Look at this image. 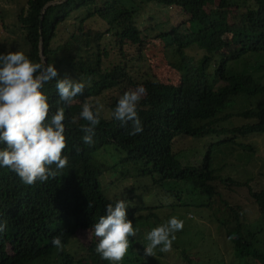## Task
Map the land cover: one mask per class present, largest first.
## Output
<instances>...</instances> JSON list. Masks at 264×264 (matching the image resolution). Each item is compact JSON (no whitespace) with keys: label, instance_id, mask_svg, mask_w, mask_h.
Here are the masks:
<instances>
[{"label":"trees","instance_id":"trees-1","mask_svg":"<svg viewBox=\"0 0 264 264\" xmlns=\"http://www.w3.org/2000/svg\"><path fill=\"white\" fill-rule=\"evenodd\" d=\"M51 1L27 0L18 15L28 44L25 54L44 64L42 38L46 62L57 67L60 77L70 76L74 70L78 81L90 85L65 109L63 153L67 164L63 169L44 182L25 185L13 171L0 168V222L5 225L0 231V264H109L95 251V238L81 243V254L69 246L75 231H91V225L112 202L102 190L101 178L107 174L115 179L111 186L119 182L128 188L127 200L140 199L141 203L150 196L160 201L159 196L166 192L175 201L172 208L182 203L195 205L183 201L182 194L198 191L204 201L195 206L210 210L233 252L221 246L223 238L216 239L200 229L194 231L195 225L190 223L185 234L196 235L195 243L187 242L194 249L172 241L169 251L161 252L157 246L150 255L144 252L146 245L138 235L130 236L121 264H154L156 249L165 257L162 264H234L227 261L228 255L237 264H264V189L249 186L256 203L252 214L240 204H231L218 184H243L222 176L214 159L215 151L240 137H264V105L229 112L241 106L242 99L252 102L264 94V79L256 76L258 66L264 72V0H64L49 4ZM145 2L177 11L178 19L171 30L158 35L169 64L178 73L176 82L158 78L149 66L144 72L135 71L131 64L141 63L148 49V34L144 36L139 21ZM93 18L103 20L106 30L87 27L85 22ZM109 35L113 41L105 42ZM111 45L118 50H112ZM194 46L199 55L190 53ZM135 68L141 69L138 65ZM138 85L144 89L137 105L143 131L129 135L130 125L122 126L112 118V110L125 91ZM43 91L49 97L50 112H54L58 100L55 79L45 83ZM103 94L109 97L110 116L100 112L94 142L85 145L80 130L86 123L79 117L81 106L85 102L94 105L93 99ZM234 115L247 121L219 127ZM209 134L218 140L206 147L202 162L183 163L179 155L187 149L179 144L187 137ZM105 147L114 150L112 155L118 154L116 164H106L96 156ZM124 163L145 165V176L156 174L152 176L153 186L128 187V172H114L115 166ZM155 209L143 205L140 214L131 209L126 215L133 225L142 220L147 224L156 216ZM145 210L149 211L146 215ZM54 236L61 238L62 248L52 245ZM199 246H207V254L202 255Z\"/></svg>","mask_w":264,"mask_h":264},{"label":"clouds","instance_id":"clouds-1","mask_svg":"<svg viewBox=\"0 0 264 264\" xmlns=\"http://www.w3.org/2000/svg\"><path fill=\"white\" fill-rule=\"evenodd\" d=\"M53 79L58 100L55 111L50 112L43 85ZM83 90L84 84L77 79L68 75L60 77L54 64L35 62L18 49L0 52V168L13 171L25 185L44 182L63 169L67 164V155L63 153L65 109ZM143 92L139 85L125 91L112 110V118L122 126L130 125L129 135L143 131L137 112ZM79 117L86 122L80 125L81 139L85 145H91L100 110L85 102ZM128 206L123 199L108 203L104 214L91 225V235L97 238L95 251L109 264H121L129 237L136 233L126 215ZM4 227L0 222V231ZM182 227L183 221L171 216L165 223L151 228L145 235L148 243L144 252L151 255L157 246L161 252L169 251L175 233ZM51 243L57 249L62 248L59 236L52 237Z\"/></svg>","mask_w":264,"mask_h":264},{"label":"rangeland","instance_id":"rangeland-1","mask_svg":"<svg viewBox=\"0 0 264 264\" xmlns=\"http://www.w3.org/2000/svg\"><path fill=\"white\" fill-rule=\"evenodd\" d=\"M26 6L27 0H0V52L17 49L23 51L24 53L28 51L25 32L18 19L19 13ZM140 13H142L141 17L139 18L141 23L140 28L143 30L145 37L148 34L147 42H149V44H147L148 49L144 50V59L141 61V63H131L134 66V70H140L144 72V68H146L145 66H149L152 68L151 73H155L158 78H161L165 81L172 80L176 82L178 80V73L169 64V59L163 46L164 43L158 36L163 31L171 30L173 23L178 19L176 9L166 6L154 5L151 2H145L142 8H140ZM85 24L94 31L102 32L106 30L105 22L99 18L89 19L85 22ZM110 40L113 41L109 35L104 41L107 42ZM110 48H112V50L115 52L118 50L115 45H111ZM153 53L156 55L153 56ZM190 53L199 55L196 46L190 49ZM136 65L140 66L141 69H136ZM256 73V76L259 79H264V72H260V66L256 68ZM70 77L78 80L74 70L70 72ZM83 84L84 89L90 85L88 81H84ZM93 103L99 108L102 114L106 115L107 117L110 116V110L108 108V95L106 96V94H103L98 98H94ZM241 103V106L238 105L234 109L229 110V112H237L239 109H246L248 106L258 107L264 105V94L260 95L256 99H253L252 102L244 101L242 99ZM246 121L247 119L234 115L231 117V119L220 123L219 127H233L236 125H241ZM217 140L218 138L212 134H209L205 137H187L185 138V141L179 144V146L187 149L184 150L179 155V157L185 164L201 163L206 147L211 142H215ZM108 148L110 147L103 148L100 152L96 153V156L102 161L105 160L104 162L106 164L110 163L111 165H114L117 163L116 155L118 156V154L112 155L114 150H105ZM112 156H114V158H112ZM214 159L215 166L220 167V173L222 176L234 178L236 181L243 184V186L229 185L230 187H225L219 183V190L231 204H240L247 210L249 214H252L254 208H256V203L251 198L249 186H251L254 190L264 189V137L258 136L256 134L240 137L236 143L232 142L227 144L220 151H215ZM112 160L115 161L110 162ZM115 168L116 171L114 172L116 174L128 172L126 175L127 179L125 181L128 187L134 186L145 189L153 186L152 176L156 174H147V176H145L144 171L147 169V167L143 164L136 165L135 163H124L117 167L115 166ZM114 180L115 179L108 174L105 176L104 180L101 178L102 190L112 202L117 199L125 200V202L129 204L128 208L126 209V213H128L131 209H135L137 214H140V212L143 211V205H149L151 207L155 206L156 208L155 211L157 214L155 217L158 215L157 218L154 217L150 220H147V224H145V221L142 220L133 225L134 228L138 225L135 228V235H138L141 242L143 241L145 245L148 243L145 239V235L147 231L150 230L149 226L153 228L157 225L165 223L169 217L176 216L183 221V227L175 233V239L172 240V243H175V245L180 244L183 246L186 245L185 247H190L187 246V242L190 244L196 242V235L193 236L192 234H185L187 233V230H189L187 226L192 223L195 225L193 227L194 231L200 229L205 231L207 234L211 233V236L216 237V239L220 238V240H222L223 238V241L221 242L223 244H221V246H223L225 250L228 249L229 238L226 237V233L223 230H219L218 223L213 220L212 215L210 216V210L207 207L200 205L202 208V217L200 216V207L197 208L195 205L200 203L202 204L204 201V196H202L198 191L192 190L191 194H182L183 201L195 205H187L182 203L180 206H175V208H172L175 201L171 195L167 194L166 192L161 193L159 196L160 201L155 199L154 196L145 198L146 200L142 203L140 199H135L134 201L127 200L125 190L128 188L122 187V183L119 182H116L111 186ZM103 181L105 182L104 185ZM192 201L196 203H192ZM144 213L146 215L149 213V211L145 210ZM185 226L186 228L184 229ZM184 230L186 231L183 232ZM93 238L97 240L96 237L91 235V231L76 230L73 236V241L69 246H72V250L81 254L84 252L81 247V243L90 242L93 240ZM185 240L186 243H183L182 241ZM197 244L199 245L201 242L199 241ZM194 247L195 246H193L192 249H194ZM209 248L212 249V247ZM157 249H159V247ZM157 249L156 252H153L154 261H156L154 264H162L163 258L165 257H161L160 254H157ZM198 249L203 251L202 255L204 253L207 254L206 252H208L206 250L207 246H199ZM228 252L233 253L232 247L228 249ZM228 257V262L237 264L238 261H233L232 256L230 257V255H228ZM85 261V259H80L81 263H85Z\"/></svg>","mask_w":264,"mask_h":264},{"label":"water","instance_id":"water-1","mask_svg":"<svg viewBox=\"0 0 264 264\" xmlns=\"http://www.w3.org/2000/svg\"><path fill=\"white\" fill-rule=\"evenodd\" d=\"M62 1H64V0H54V1H51L49 4H53V3H56V2H62ZM43 13H44V10H43ZM42 18H43V15H42ZM41 29L42 28L40 26V32L42 31ZM40 55H41V58H42L43 63H44L43 65H46L47 62H46V58L44 57V54H43V40H42V38L40 40Z\"/></svg>","mask_w":264,"mask_h":264}]
</instances>
